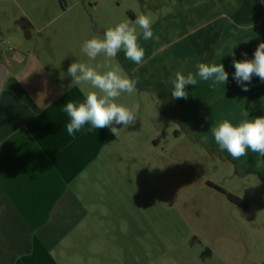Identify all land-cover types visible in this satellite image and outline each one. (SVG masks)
<instances>
[{"label": "crops", "instance_id": "crops-1", "mask_svg": "<svg viewBox=\"0 0 264 264\" xmlns=\"http://www.w3.org/2000/svg\"><path fill=\"white\" fill-rule=\"evenodd\" d=\"M77 2L79 0H64L62 11L47 14L50 28L45 33L43 29L46 25L38 28L35 20L17 0H0V43L3 37L11 34L21 35L28 42L26 54L12 49L14 52L10 58L23 65H17L18 68L13 70L7 68L0 89V264H59L57 254L67 250V246L59 247L60 240L66 234L79 230L76 227L77 221L86 220L90 215L85 205L80 204L79 197L68 190V183L79 171L65 157L64 150L70 142L84 139L87 147L104 154L103 147L109 143L108 140L119 137L110 128L96 129L90 137L87 131L90 125H85L84 129L77 132L75 139L68 133L58 132L60 128L66 129V124L70 121V117L63 111L66 103L70 100L74 103L83 102L85 95L81 94L79 86L69 87L72 77L68 75L67 69L73 61L61 58L60 43L53 36L70 30L73 34L80 35L84 41L90 36L100 38L110 28L108 23L112 20L102 10L103 0H99L101 11L94 13L79 6L80 2L73 8ZM145 2L146 0H142V3ZM171 2L166 3L164 9H154L155 16L151 24L153 39L145 41L142 31H137L138 42L145 49L142 64L137 65L126 58L123 50L114 60L116 67L119 66L126 77L136 81L137 91L134 94L144 97L147 92L151 95L149 99L158 98L163 102L166 111L172 115L171 119L174 118L172 120L175 124L168 123L173 128L174 138L179 135V110L190 113L195 107L198 114L216 112L206 122L212 127L224 120L238 123L245 119L241 116L244 107L249 111V119L264 116V82L253 75L251 82L247 83L249 90L244 91L243 86L234 78V60L252 59L257 46L264 43V5L263 9H254L247 3L248 0ZM179 10H182L181 18ZM128 13L130 19L136 21L135 12L130 9ZM40 34L48 39L44 46L37 41ZM179 38L186 40L179 44ZM44 51L46 58L41 57ZM104 59L102 56L97 63L104 62ZM200 63H222L228 73L225 85L212 87L211 80L204 81L197 76L195 86H186L187 98L173 99L171 91L177 72L185 76L189 72L196 74ZM53 78L57 80L54 82ZM125 99L130 101V97H125V94L118 101ZM180 122L186 128L193 126L183 120ZM190 140L193 142L194 137ZM149 141L155 148L166 146L169 142L168 139H162L161 135L153 134L149 136ZM26 145L32 146L28 153L18 151ZM111 147L107 146L106 151L109 152ZM225 156L233 159L229 153ZM73 158L76 166L88 162V157L81 153H75ZM121 160H134L139 167L145 165L140 159L135 160L134 154L121 156ZM221 160L224 161L223 158ZM45 161L49 163L43 164ZM233 161L237 162L235 171L230 165L218 166L224 175L223 183L218 179L205 180L211 189L209 222L199 223L198 227L187 234L186 231L179 230V256H176L179 264H190L188 257L192 258L198 251L200 262L201 251L206 249H209L210 264H258V260L245 252L247 238L240 236L237 239L238 235L233 232V220H239V231L243 233L244 225L241 222L245 213L260 200L258 197H249L242 187L247 186L248 175H254L253 180L257 177L264 179V157L249 150L247 156ZM134 167L135 164L127 168L134 170ZM143 170L145 183L149 185L148 195L145 197L153 200L160 198L163 203L168 204V194L149 195L156 188L162 190L158 179L161 173L153 169ZM233 178L237 185H228V179ZM207 181L243 198L248 202V207L232 203L223 192L210 186ZM129 197L132 204L134 198L132 195ZM176 203L179 213V203ZM113 206L115 205L110 209ZM118 208L127 210V220L115 209L110 215L115 224L116 220H121L123 225L130 227L137 224L136 220H132L133 215L130 218V207L122 204ZM216 229L220 234L214 233ZM161 231H164L163 226ZM190 235H193L191 242L188 241ZM136 239L127 237V245L122 239L117 240L125 246V262L151 264L150 254L147 253L149 263L146 251L136 248ZM238 240L244 248H232ZM195 241L199 242V250ZM217 242L223 243L218 250ZM205 244L211 247L202 249ZM228 244L229 248L225 249ZM116 246L118 245L112 250L113 255L120 256V249Z\"/></svg>", "mask_w": 264, "mask_h": 264}, {"label": "rangeland", "instance_id": "rangeland-1", "mask_svg": "<svg viewBox=\"0 0 264 264\" xmlns=\"http://www.w3.org/2000/svg\"><path fill=\"white\" fill-rule=\"evenodd\" d=\"M17 1L35 20L38 28L46 25L43 29L45 33L50 28L47 14L53 15L62 11L64 5V0ZM95 1L79 0L80 5L77 2L73 8L79 5L85 8L87 12H100L99 0L94 4ZM103 1L104 9L102 10H105V15L112 19L108 23L110 28L125 20L130 21L132 26H135V20L130 19L128 13L130 9L135 12L137 18L147 13L146 16L152 20L155 16L154 9L156 10L157 7L164 9L167 6L166 3L176 2V0H146L145 3H142V0ZM247 3L254 9H263L264 0H248ZM180 12L182 10H179V18H181ZM92 37L94 36L87 37L85 40ZM53 38L60 43L59 55L62 59L94 65L102 58L99 56L95 61H88V59L85 61L86 57L81 52L84 39L80 35L73 34L70 30H64L63 33H59ZM53 38L51 37L52 42L54 41ZM102 38L103 35L100 36V39ZM47 40L42 34L37 36V41L42 46ZM184 40L186 38H179V44H182ZM27 45L28 42L18 34H11L2 38L0 56L8 70L17 69V65H23L10 58L14 52L12 49L20 50L26 54ZM41 57L46 58L45 51L42 52ZM110 63L111 67H106L104 71L118 67L120 73L123 74L122 69L119 66L116 67L114 60ZM123 75L125 76V74ZM53 79L54 82L57 80V78ZM83 87L86 91L93 90L89 85ZM81 94L85 95L84 92ZM122 95L124 96V94ZM150 96L147 92L144 93V97L125 94V97H130L129 102L126 99L117 101V103L127 107L135 108L138 118L136 123L129 128L115 125V135H119V137L108 140L109 143L103 147L104 154L97 153L93 148L87 147L88 145H85L87 142L84 139L72 141L65 148L63 154L70 159L74 169L79 171L68 183V190H72L73 194L79 197L80 204L85 205L90 215L87 216L86 220L77 221L76 227H79V230L66 234L60 240L59 247L67 246V250L65 253L57 254L59 264H127L125 262L126 256L123 253L125 246L117 241L122 239L127 245V237L137 238L136 248L146 251L147 260V253L150 254L151 264H179V260H176V256H179V230L186 231L185 234H187L194 227H198L199 223L209 222L208 214H211L209 190L211 189L205 180L218 179L223 183L224 175L218 168L220 165H230L233 171L237 169V162L225 156L228 152L221 151L215 143L211 133L213 127L206 124L209 119L216 115V112L198 114L195 112V107L190 113L179 110V135L178 138H174L172 137L173 128L168 124H175L172 120L174 118L171 119L170 116L172 115L166 111V106L161 100L153 97L149 99ZM180 120L193 126L186 128ZM94 131L89 132L90 137ZM58 132H64L67 135V129L60 128ZM152 134L161 135L162 139H168V144L158 148L151 146L149 143L152 144V142L149 141V136ZM205 136L208 137L207 142L203 140ZM192 137H194L193 142L190 140ZM107 146H112L109 152L106 151ZM31 149V145H26L18 151L28 153ZM75 153H81L82 156L88 157V162L76 166L73 162ZM132 154H134L135 160L138 158L145 165L139 167V164L134 160L122 162L121 156ZM20 157L22 158V154ZM222 158L224 161L221 160ZM42 163L46 165L49 161ZM50 163L54 164L53 161ZM133 164H135L134 170L127 168ZM143 168L145 170L153 169L161 173L158 179L161 182L162 190L153 189L154 192L149 195L168 194V204L163 203L160 198L153 200L151 197H145L148 195L147 188L149 185L145 183ZM253 176L248 175L247 186L242 188L249 197H258L260 201L257 205H253L248 213H245L244 220L241 222L244 225L243 233L239 231V220H233V232L238 235L237 239L240 236H243V239L247 238L245 252H249L251 257L258 260V264H264V179L257 177L253 180ZM228 185H237L236 179H228ZM130 195L134 198L132 204L130 203ZM176 202L179 203V213ZM122 204L130 207V218L131 215L134 216L132 220L137 221L136 225L131 227L130 225H123L121 220H116L115 224L110 219L111 212L113 213L115 209H118L120 215L127 220V210L118 208ZM112 205L117 206V208L113 206V209H110ZM164 218L165 220H162ZM118 221L119 223H117ZM73 222L76 224L75 220ZM161 226H163V232ZM214 233L220 234L217 229L214 230ZM192 239L193 235H190L188 241L191 242ZM195 242L197 243V250H199V242ZM222 244V242H217L216 250L221 248ZM115 245H118L116 247L120 249V256L113 255L112 250ZM207 246L210 245L205 244L202 249ZM241 246L244 248V245L238 240L235 245H232V248L240 249ZM185 248L187 247L185 246ZM224 248H229V244L225 245ZM208 252L209 249L201 251L202 259L200 262L199 251L196 252L192 258L188 257L189 263L210 264Z\"/></svg>", "mask_w": 264, "mask_h": 264}, {"label": "clouds", "instance_id": "clouds-1", "mask_svg": "<svg viewBox=\"0 0 264 264\" xmlns=\"http://www.w3.org/2000/svg\"><path fill=\"white\" fill-rule=\"evenodd\" d=\"M152 20L149 16L141 15L132 26L130 21H122L114 27L107 29L103 38L92 37L83 42L81 52L88 61H95L103 56L104 62L94 66L90 63L73 62L67 69L72 77V86H79L85 93L83 102L74 103L68 101L63 111L70 117L66 124L68 135L75 139V134L90 125L87 131L110 128L115 134V125L129 128L136 123L138 118L135 108L117 103L122 94L131 96L137 91L136 81L120 73L119 68L104 71L111 67V61L115 60L118 53L123 50L126 58L137 65L142 64L145 58V49L138 42L137 27L142 31L145 41L154 38L151 28ZM158 38V37H155ZM234 55V54H233ZM246 55V54H245ZM196 74L189 72L186 76L177 72L171 91L173 99L187 98V85L195 86L197 76L204 81H212V87L225 85L228 73L222 63H200ZM234 78L238 84L248 91L247 83H250L253 75L258 76L264 82V43H260L252 59L234 60ZM89 85L90 91L83 87ZM242 119L238 123L224 120L218 126L211 128L212 137L221 151H227L233 159H239L248 155V151L264 157V116L249 119V111L242 109ZM205 142L208 137H203Z\"/></svg>", "mask_w": 264, "mask_h": 264}, {"label": "trees", "instance_id": "trees-1", "mask_svg": "<svg viewBox=\"0 0 264 264\" xmlns=\"http://www.w3.org/2000/svg\"><path fill=\"white\" fill-rule=\"evenodd\" d=\"M207 183L210 186H213L216 189H218L219 191L223 192L226 195L227 199L230 200L232 203H234L240 207H248V202L246 200H244L243 198L227 191L226 189L222 188L218 184H215L214 182L207 181Z\"/></svg>", "mask_w": 264, "mask_h": 264}, {"label": "water", "instance_id": "water-1", "mask_svg": "<svg viewBox=\"0 0 264 264\" xmlns=\"http://www.w3.org/2000/svg\"><path fill=\"white\" fill-rule=\"evenodd\" d=\"M6 74H7V67L3 64V62L1 61V57H0V89L4 82Z\"/></svg>", "mask_w": 264, "mask_h": 264}]
</instances>
